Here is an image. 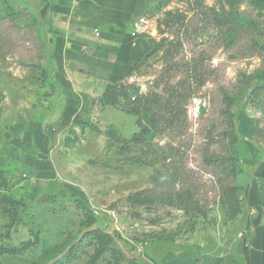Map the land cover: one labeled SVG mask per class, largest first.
<instances>
[{
	"label": "rangeland",
	"instance_id": "374dc122",
	"mask_svg": "<svg viewBox=\"0 0 264 264\" xmlns=\"http://www.w3.org/2000/svg\"><path fill=\"white\" fill-rule=\"evenodd\" d=\"M49 2L0 0V264H161L181 252L245 264L248 190L264 168V0H149L146 34L162 45L123 81L144 107L89 96L68 119ZM168 11L180 21L158 25ZM143 189L151 205L127 200ZM97 227L113 242L92 262Z\"/></svg>",
	"mask_w": 264,
	"mask_h": 264
},
{
	"label": "crops",
	"instance_id": "0c3cea01",
	"mask_svg": "<svg viewBox=\"0 0 264 264\" xmlns=\"http://www.w3.org/2000/svg\"><path fill=\"white\" fill-rule=\"evenodd\" d=\"M48 29L54 79L67 96L64 118L82 117L90 104L111 84L124 81L139 56L153 44L148 23L134 28L145 17L149 0H49ZM78 10L90 14L74 17ZM83 24V29L81 25ZM136 31L135 34L133 32ZM248 190L254 216L245 264H264V178ZM260 188V190H257ZM161 264H239L235 256L201 257L197 252L167 254Z\"/></svg>",
	"mask_w": 264,
	"mask_h": 264
},
{
	"label": "trees",
	"instance_id": "16d2710c",
	"mask_svg": "<svg viewBox=\"0 0 264 264\" xmlns=\"http://www.w3.org/2000/svg\"><path fill=\"white\" fill-rule=\"evenodd\" d=\"M181 14L179 12H171L168 11L165 13V16L159 21L158 25L167 26L169 22L171 21H180ZM172 41H169L171 43ZM173 43V42H172ZM162 45V42L155 44V41H153V44L145 50L140 56L135 64V68L139 65V62L141 58H148L150 57L155 51H157L158 48H160ZM165 60H167V57L169 55V48L165 49L163 52ZM201 85V83L199 84ZM129 84L124 83L123 81L117 82L114 84H111L108 88H106L102 94L100 95V100L104 104L109 105H116L119 103V100L121 99L123 101L122 107L133 114H137L143 107H144V96H136L130 100L129 92H128ZM112 134L110 136H114V130H111ZM262 176H264V168L262 170ZM127 200L131 204H138V205H151L154 200L151 198L145 189L136 191L134 193H131L127 196ZM86 217H89L90 214L88 212L85 213ZM91 221V219H90ZM94 236L97 239V246L94 249V252L91 256V261L95 262L99 259V257L104 253V251L108 248V246L113 242V236L105 231H103L100 227H97L93 230ZM76 254L75 249L72 247L69 250V258H72Z\"/></svg>",
	"mask_w": 264,
	"mask_h": 264
},
{
	"label": "built area",
	"instance_id": "2783aa9c",
	"mask_svg": "<svg viewBox=\"0 0 264 264\" xmlns=\"http://www.w3.org/2000/svg\"><path fill=\"white\" fill-rule=\"evenodd\" d=\"M146 18L142 17L139 20H136L133 24H134V28H141L143 26V24H146ZM136 31L133 32V34H135Z\"/></svg>",
	"mask_w": 264,
	"mask_h": 264
}]
</instances>
